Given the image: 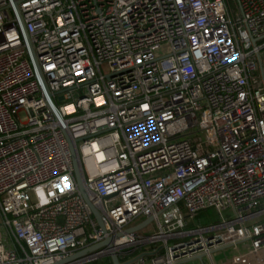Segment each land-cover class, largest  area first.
Here are the masks:
<instances>
[{
  "label": "built area",
  "instance_id": "obj_1",
  "mask_svg": "<svg viewBox=\"0 0 264 264\" xmlns=\"http://www.w3.org/2000/svg\"><path fill=\"white\" fill-rule=\"evenodd\" d=\"M237 1L0 0V264H264V0Z\"/></svg>",
  "mask_w": 264,
  "mask_h": 264
},
{
  "label": "water",
  "instance_id": "obj_2",
  "mask_svg": "<svg viewBox=\"0 0 264 264\" xmlns=\"http://www.w3.org/2000/svg\"><path fill=\"white\" fill-rule=\"evenodd\" d=\"M67 137H68L71 149H72L73 159H74V166H75V172H76V176H77V179H78V183H79L80 189H81L83 195L85 196V198L89 201V203H90V205L92 207L93 213L95 214V216L100 221L101 226L104 227V223L102 221L101 213L96 208V206H94L91 203V201H90V199H89V197H88V195L86 193L75 141L71 138V136L68 133H67ZM151 220H152V217H148L143 222L129 227L128 230L129 231H135L137 229H140L141 227H143L147 223H149ZM104 244H111V238H108V239H106V240H104V241H102V242H100V243H98V244H96L94 246H91L88 249H94V248L99 247V246L104 245ZM88 249H84V250H80V251L74 252L73 254H71V255L63 258L62 260L58 261L56 264H62V263H66V262L72 261L73 259H76V258L82 256L83 254H85L88 251ZM112 260H113V264H127V262H121L120 261L119 256H118V254L116 252L112 253Z\"/></svg>",
  "mask_w": 264,
  "mask_h": 264
},
{
  "label": "rangeland",
  "instance_id": "obj_3",
  "mask_svg": "<svg viewBox=\"0 0 264 264\" xmlns=\"http://www.w3.org/2000/svg\"><path fill=\"white\" fill-rule=\"evenodd\" d=\"M231 4L234 10H238V1L237 0H231ZM57 100V99H56ZM224 215L228 218H231L234 216V211L232 210H225ZM261 219L264 221V214L262 216H260ZM195 224H209V223H217L219 222L222 217L219 214L218 211H216L213 208H209V209H203L200 210L198 212H196L195 214H193V216L190 218ZM0 221H1V217H0ZM0 228H2V225H0ZM136 256V255H135ZM217 256V255H216ZM220 256L216 257V260H220L219 258ZM206 261L208 263H210V258L208 256L205 257ZM108 257L105 256L102 259H97L94 260L93 262L89 263V264H108ZM205 264V260H201V259H193L190 261H185L184 263H180V264ZM127 264H140L139 261L136 260H132L127 262Z\"/></svg>",
  "mask_w": 264,
  "mask_h": 264
},
{
  "label": "crops",
  "instance_id": "obj_4",
  "mask_svg": "<svg viewBox=\"0 0 264 264\" xmlns=\"http://www.w3.org/2000/svg\"><path fill=\"white\" fill-rule=\"evenodd\" d=\"M190 225L192 224V222L191 223H189ZM154 228L153 227H150L149 229H147L146 231H150V230H153ZM172 241H175V240H172ZM150 247V245H147V246H145L144 247V249H146V248H149ZM161 250L163 251L164 249H163V247L161 248ZM232 253V250L231 249H223V250H220L219 252H215V257H214V259H215V261H217L216 260V257L217 256H220L219 258H220V260H222V258H224L225 256H229L230 254ZM217 255V256H216ZM206 256H208V255H194V256H190V257H187V258H183V259H181L180 261H179V263L178 264H180V263H184L185 261H190V260H193V259H201V260H205V264H212V260H211V258H210V263H208L207 261H206V259H205V257ZM220 260H218L217 262H219ZM197 264V263H196Z\"/></svg>",
  "mask_w": 264,
  "mask_h": 264
}]
</instances>
